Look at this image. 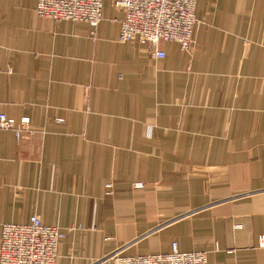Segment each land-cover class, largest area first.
I'll return each mask as SVG.
<instances>
[{"label":"crops","instance_id":"0c3cea01","mask_svg":"<svg viewBox=\"0 0 264 264\" xmlns=\"http://www.w3.org/2000/svg\"><path fill=\"white\" fill-rule=\"evenodd\" d=\"M36 5L0 0V113L31 120L0 129V236L38 214L66 231L56 264L174 241L264 264V0H197L191 49L164 58L119 42L108 3L96 29Z\"/></svg>","mask_w":264,"mask_h":264},{"label":"built area","instance_id":"2783aa9c","mask_svg":"<svg viewBox=\"0 0 264 264\" xmlns=\"http://www.w3.org/2000/svg\"><path fill=\"white\" fill-rule=\"evenodd\" d=\"M106 3L124 12L119 42L145 44L156 58L166 56L161 42L177 43L184 51L191 49L198 22L197 0H37L36 12L55 20L86 22L96 29L104 19ZM30 127L29 117L17 120L0 113V129L15 132L17 138ZM66 236L65 230L44 223L38 214L28 222L5 223L1 227L0 264H56L58 246ZM260 243L264 245L263 235ZM207 254L208 250H181L174 241L169 252L128 254L121 248L103 260L109 264H207Z\"/></svg>","mask_w":264,"mask_h":264}]
</instances>
